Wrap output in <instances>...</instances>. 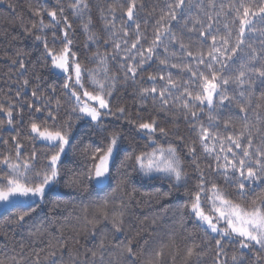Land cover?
Returning <instances> with one entry per match:
<instances>
[{
  "label": "snow or ice",
  "instance_id": "obj_1",
  "mask_svg": "<svg viewBox=\"0 0 264 264\" xmlns=\"http://www.w3.org/2000/svg\"><path fill=\"white\" fill-rule=\"evenodd\" d=\"M0 5V264H264V0Z\"/></svg>",
  "mask_w": 264,
  "mask_h": 264
},
{
  "label": "trees",
  "instance_id": "obj_2",
  "mask_svg": "<svg viewBox=\"0 0 264 264\" xmlns=\"http://www.w3.org/2000/svg\"><path fill=\"white\" fill-rule=\"evenodd\" d=\"M17 13L21 14L23 16V19L25 22L28 21L30 18V14L27 10V7L25 6V0H17ZM152 20H149V28L151 27ZM20 21L16 19L15 15L11 13L10 10H8L5 6L0 5V33L6 32L5 36H0V93L7 92V87L5 85V80L7 79L5 73L9 71V65L6 64L3 57V49L6 46L7 40H10L12 36H20L23 38V33L20 28ZM24 45L27 49H32L33 45L30 39L24 40ZM9 53H11V49H9ZM33 55H36L34 52ZM15 86H13L14 88ZM88 125L85 122H82L81 124L77 125V135H80L82 131L87 130ZM181 131H185V129L181 128ZM87 139V137H85ZM127 145H125L126 147ZM73 157H69V163L71 164ZM75 167V165H73ZM114 183V182H113ZM131 186H135L137 188H140L142 190L151 191L154 187H161L163 190H167L166 184H161L158 181H149L144 180L139 176H136L133 174L131 177ZM61 192V199L64 200H72L74 203H78L74 200V193L68 189L63 188L59 190ZM164 203H168L165 201ZM160 205H154L153 207H142V208H133L131 211L135 212L136 215H141L144 213L152 214L155 211L159 209ZM67 211L71 212V209H68ZM78 212V209H77ZM76 213L74 212L73 215ZM24 234L20 233L19 230H17L15 233L11 231H5L4 226L2 225V222H0V258H3L5 254L7 255H13L15 254L13 252V246L17 245L19 241H21L22 236ZM178 264H179V258H178Z\"/></svg>",
  "mask_w": 264,
  "mask_h": 264
}]
</instances>
